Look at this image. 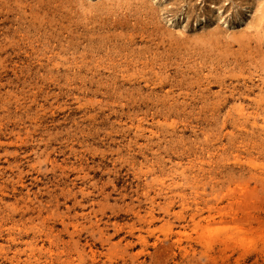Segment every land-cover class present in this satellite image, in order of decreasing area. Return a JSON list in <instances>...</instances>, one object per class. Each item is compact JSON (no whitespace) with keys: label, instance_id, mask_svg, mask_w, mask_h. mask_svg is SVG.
<instances>
[{"label":"rangeland","instance_id":"obj_1","mask_svg":"<svg viewBox=\"0 0 264 264\" xmlns=\"http://www.w3.org/2000/svg\"><path fill=\"white\" fill-rule=\"evenodd\" d=\"M0 264H264V0H0Z\"/></svg>","mask_w":264,"mask_h":264}]
</instances>
